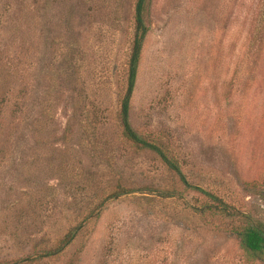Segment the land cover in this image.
<instances>
[{"label":"rangeland","instance_id":"rangeland-1","mask_svg":"<svg viewBox=\"0 0 264 264\" xmlns=\"http://www.w3.org/2000/svg\"><path fill=\"white\" fill-rule=\"evenodd\" d=\"M135 1L0 0V260L264 264V0H150L128 119L181 174L122 136Z\"/></svg>","mask_w":264,"mask_h":264},{"label":"trees","instance_id":"trees-1","mask_svg":"<svg viewBox=\"0 0 264 264\" xmlns=\"http://www.w3.org/2000/svg\"><path fill=\"white\" fill-rule=\"evenodd\" d=\"M149 3L150 0H136L134 4V34L131 53L128 59L127 86L124 95L120 99L119 117L121 122L122 136L128 143L134 145L138 149H150L151 151H154L166 166L175 171L177 174H181L178 165L172 159H170L166 151L159 147L156 142L153 143L150 140L141 137L132 128L128 119L130 97L137 77L142 45L149 29L145 21ZM196 189L200 190L203 192V194L209 196L213 200L218 201L217 204L214 205V208H217L219 212L225 213L228 216H236L233 211H228L227 205L219 201L217 197L200 188ZM127 192V188L118 185L116 189L110 193V197L117 198ZM262 194V199L264 201V189L262 190ZM242 218L243 221L239 223L234 229L235 233L237 234L238 244L246 253L248 259L264 262V223L254 221L246 215H242ZM79 226L80 225L67 230L58 240V244L54 247H50L44 251H38L35 254L30 253L26 255V257H20L13 260H0V264H20L24 261L30 263L33 260H38L42 257L56 256L60 254L74 239L78 232Z\"/></svg>","mask_w":264,"mask_h":264}]
</instances>
